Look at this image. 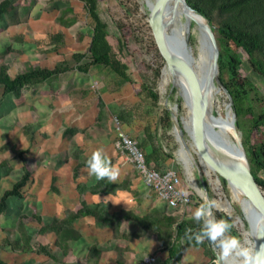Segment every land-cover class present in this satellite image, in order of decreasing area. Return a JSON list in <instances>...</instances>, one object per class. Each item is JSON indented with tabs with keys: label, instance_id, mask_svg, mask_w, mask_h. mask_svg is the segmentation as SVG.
<instances>
[{
	"label": "rangeland",
	"instance_id": "obj_1",
	"mask_svg": "<svg viewBox=\"0 0 264 264\" xmlns=\"http://www.w3.org/2000/svg\"><path fill=\"white\" fill-rule=\"evenodd\" d=\"M4 1L11 3L0 17V66L7 75L30 67L66 68L24 86L17 97L1 96L0 84V197L24 171L29 175L21 196L8 197L0 211V264H137L147 254L163 264L176 223L184 221L194 230L199 224L193 212L203 200L196 190V169L178 152L169 112L176 106V117L183 118L187 108L163 75L167 64L145 15L153 0L97 2L112 52L126 65L123 78L106 65L91 63L94 22L83 0ZM212 17L219 24L226 16L214 12ZM55 33L60 36L54 38ZM189 34L197 53L196 33ZM257 57L264 58L262 53ZM222 78L223 83L214 80L220 93L213 113L222 114L227 104L246 153L264 159L261 73L244 56L241 64L225 68ZM117 129L138 143L153 166L176 171L179 187L190 197L187 204L171 207L143 182L116 145ZM97 149L120 168L115 183L89 176L86 161ZM198 167L209 200L215 201L212 212L228 215L238 238L250 247L252 238L243 233L246 222H235L240 211L227 182ZM257 176L264 180V170ZM117 200L121 203L113 204ZM40 247L47 253L38 252ZM179 264L219 261L207 240L197 244L192 239Z\"/></svg>",
	"mask_w": 264,
	"mask_h": 264
},
{
	"label": "water",
	"instance_id": "obj_2",
	"mask_svg": "<svg viewBox=\"0 0 264 264\" xmlns=\"http://www.w3.org/2000/svg\"><path fill=\"white\" fill-rule=\"evenodd\" d=\"M147 8L146 20L159 52L172 73L176 70L174 65H180L189 84L191 94L184 117L178 118L171 111L169 113L173 131L190 165L196 169L199 195L203 202L209 200L200 165L217 173L227 183L242 187L244 196L252 201L249 206L253 224L250 247L259 250L264 245V186L249 166L233 115L229 120L214 124L200 102L203 69L188 32V22L199 21L203 29L204 50L211 70L210 84L214 80L219 82L216 77L218 47L212 29L207 19L186 0H153ZM167 103L171 104L169 98ZM213 253L218 260L217 252Z\"/></svg>",
	"mask_w": 264,
	"mask_h": 264
},
{
	"label": "trees",
	"instance_id": "obj_3",
	"mask_svg": "<svg viewBox=\"0 0 264 264\" xmlns=\"http://www.w3.org/2000/svg\"><path fill=\"white\" fill-rule=\"evenodd\" d=\"M83 1L88 14L94 22L88 46L91 63L106 65L118 76L125 77L126 65L112 52L107 40L106 23L96 11L98 0ZM186 2L207 19L212 29L218 47L217 70L220 82L223 83V70L227 67L241 64L244 61V56H246L247 61L252 67L261 73L264 80V58L257 57V53H262L264 56V0H186ZM10 4V1L0 3V17L3 11L10 8ZM214 12L220 17L224 15L226 17L219 24H216L212 17ZM59 36L58 33L53 35L54 38H58ZM76 57L79 59L80 55H76ZM64 68L66 67H54L51 69L30 67L10 78L5 71V67L2 65L0 66L1 96L11 93L17 97L24 86L54 78L63 72ZM151 95L156 97L155 93H151ZM259 123L264 126V111L259 119ZM244 149L249 166L257 175L259 170H264V159L257 160L252 155L247 154L248 147L246 143H244ZM146 159L148 160L147 157ZM149 164L152 165L150 162ZM28 176V173L24 171L11 188L4 191L0 197V211L6 207V199L8 197L21 196V189L26 185ZM260 181L264 186V180L260 179ZM213 215L217 219H225L232 224L231 218L226 214L213 211ZM102 218L104 221L108 220L107 217ZM200 227L201 225L199 224L192 230L189 224L184 221L176 223V236L167 248L168 255L163 260V264H179L182 251L189 243L186 232L188 235H192L198 232ZM189 230L191 231L189 232ZM231 234L239 236L233 227ZM37 251L47 253L45 247H40Z\"/></svg>",
	"mask_w": 264,
	"mask_h": 264
},
{
	"label": "clouds",
	"instance_id": "obj_4",
	"mask_svg": "<svg viewBox=\"0 0 264 264\" xmlns=\"http://www.w3.org/2000/svg\"><path fill=\"white\" fill-rule=\"evenodd\" d=\"M86 167L89 176H94L97 181L107 179L115 183L120 177V168L112 164L102 149L92 152L86 161ZM119 203L121 202L117 200L113 204ZM213 207H215V201L205 199L195 209L193 219L201 227L192 235L186 232L187 238L194 239L197 244L207 240L213 252H217L219 264H232L233 259L236 264H264V245L259 250L245 246L237 236L231 234L233 226L229 221L217 219L213 215Z\"/></svg>",
	"mask_w": 264,
	"mask_h": 264
},
{
	"label": "bare ground",
	"instance_id": "obj_5",
	"mask_svg": "<svg viewBox=\"0 0 264 264\" xmlns=\"http://www.w3.org/2000/svg\"><path fill=\"white\" fill-rule=\"evenodd\" d=\"M192 21L191 22L186 21V23L188 22V32L190 33L191 31H193L196 33L195 36H196L197 43H198L197 57H198V62L202 66V69H203V78H202V83L200 87V102L204 108L203 110L205 111L207 115L209 114L212 122L214 124H220L224 119L229 120V118H231L232 113L227 104L224 105L223 107L224 110L222 114L219 111H216V114L213 113L214 103L216 101L217 95L220 92L218 88L215 86L214 82L212 84L209 83L211 70H210V66L208 65L207 58H206L207 56L205 55V50H204L205 49V38L203 36V29L200 26L199 21L194 22V26L192 28L191 27ZM179 66L180 65L178 64L174 65L176 69L175 71H173L174 73H172V70H170V67L168 65H165L162 71H163V75L165 76V78L171 82V85L177 88V92L183 99L184 104L187 108L191 93L189 90V84L187 83L188 81L186 80L183 72L181 71L182 69ZM170 111L176 114V106H173L172 109H170ZM173 132L175 134V131ZM178 152L182 156V159H184L186 163L188 162L190 164V162L188 161L186 157L185 151L181 147V145H180V149L178 150ZM227 185L229 186V189L231 191L232 202L236 203L240 211V213H238V216L235 217V222L243 223V221H245L247 224V229H246V232H243V233L248 234L252 238L253 224H252L251 217L249 214V206L251 205L252 201L244 196L242 187L234 186L229 183H227ZM196 190L199 191L197 187H196ZM227 203L228 202H226L225 204L227 205L226 211L230 212L232 209V206Z\"/></svg>",
	"mask_w": 264,
	"mask_h": 264
},
{
	"label": "built area",
	"instance_id": "obj_6",
	"mask_svg": "<svg viewBox=\"0 0 264 264\" xmlns=\"http://www.w3.org/2000/svg\"><path fill=\"white\" fill-rule=\"evenodd\" d=\"M116 145L124 152L127 160L142 177L143 182L171 207L187 204L189 195L179 187V177L174 169H158L149 164L138 143L117 129ZM137 264H157L153 254L144 255Z\"/></svg>",
	"mask_w": 264,
	"mask_h": 264
}]
</instances>
